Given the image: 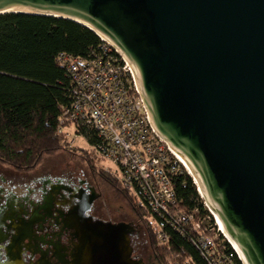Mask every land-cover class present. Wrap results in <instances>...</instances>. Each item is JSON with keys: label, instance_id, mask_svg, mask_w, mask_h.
<instances>
[{"label": "water", "instance_id": "95a60500", "mask_svg": "<svg viewBox=\"0 0 264 264\" xmlns=\"http://www.w3.org/2000/svg\"><path fill=\"white\" fill-rule=\"evenodd\" d=\"M11 12L73 20L114 44L246 264H264V0H0ZM85 211L75 228L90 264H143L129 224Z\"/></svg>", "mask_w": 264, "mask_h": 264}, {"label": "built area", "instance_id": "2783aa9c", "mask_svg": "<svg viewBox=\"0 0 264 264\" xmlns=\"http://www.w3.org/2000/svg\"><path fill=\"white\" fill-rule=\"evenodd\" d=\"M85 57L61 52L71 102L59 130L83 137L94 154L114 166L123 187L152 212L159 243L171 234L190 240L208 264H245L198 188L210 214L181 207L175 181L188 172L175 149L155 129L132 64L109 40ZM93 131V135L79 131ZM93 139V142H89Z\"/></svg>", "mask_w": 264, "mask_h": 264}, {"label": "trees", "instance_id": "16d2710c", "mask_svg": "<svg viewBox=\"0 0 264 264\" xmlns=\"http://www.w3.org/2000/svg\"><path fill=\"white\" fill-rule=\"evenodd\" d=\"M100 36L76 21L31 13L0 14V160L17 171L35 169L44 157L64 148L59 126L69 105L70 80L59 53L85 57L101 45ZM83 129L79 134L93 135ZM93 142V139H89ZM115 177L106 180L135 201L147 224L151 253L158 264H208L193 243L176 233L168 245L157 241L149 207ZM181 207L210 214L198 185L185 172L175 181ZM144 210V211H143Z\"/></svg>", "mask_w": 264, "mask_h": 264}, {"label": "flooded vegetation", "instance_id": "af4514ba", "mask_svg": "<svg viewBox=\"0 0 264 264\" xmlns=\"http://www.w3.org/2000/svg\"><path fill=\"white\" fill-rule=\"evenodd\" d=\"M101 196L95 176L85 171L20 172L0 165V264H90L75 228L85 210L95 221L129 224L132 258L156 264L142 224L103 216Z\"/></svg>", "mask_w": 264, "mask_h": 264}, {"label": "rangeland", "instance_id": "374dc122", "mask_svg": "<svg viewBox=\"0 0 264 264\" xmlns=\"http://www.w3.org/2000/svg\"><path fill=\"white\" fill-rule=\"evenodd\" d=\"M68 131L70 136L64 134V148L54 154L45 156L41 164L33 170L50 168L54 169L56 172L65 171L72 172L74 174H80L82 171H85L88 177L93 178V176H95L99 183L100 191H102V196L98 200V206H100L102 210V215L113 220L123 219L127 221H134L136 223L139 222L146 231V228H148L147 224L144 219L141 218L142 215L138 211L135 201L132 198L131 200L125 198L123 193H121L116 186L109 184L106 181L108 180L107 177L113 179V182L116 181H114L115 177L113 175L114 166L109 162L98 159V157L91 150L86 139L80 137L78 134H74V132L70 129H68ZM0 165H4L15 170L1 160ZM187 173L189 174V172ZM189 175L192 176L191 174ZM193 180L195 182L194 178ZM146 238L149 247L150 242L147 232ZM149 251L151 252L150 247Z\"/></svg>", "mask_w": 264, "mask_h": 264}, {"label": "bare ground", "instance_id": "6f19581e", "mask_svg": "<svg viewBox=\"0 0 264 264\" xmlns=\"http://www.w3.org/2000/svg\"><path fill=\"white\" fill-rule=\"evenodd\" d=\"M177 154H178L180 160L182 161V163L185 165V167H186V169L188 170L189 174H191V175L194 176V172H193V170L190 168V166L187 164V162L182 158V156H181L179 153H177ZM196 182L199 184V181H197V179H196ZM217 218H218V217H217ZM218 223H219L220 228L222 229V231L226 234V230H225V228H224V226H223V223L221 222V220H220L219 218H218ZM226 235H227V234H226ZM231 241H232V240H231ZM233 245H234V247L236 248L237 252L241 255L242 259H243L244 262H245L244 256L242 255V253L240 252V250L238 249V247L236 246V244H233ZM245 264H246V262H245Z\"/></svg>", "mask_w": 264, "mask_h": 264}]
</instances>
